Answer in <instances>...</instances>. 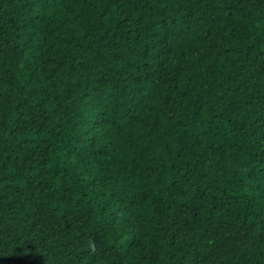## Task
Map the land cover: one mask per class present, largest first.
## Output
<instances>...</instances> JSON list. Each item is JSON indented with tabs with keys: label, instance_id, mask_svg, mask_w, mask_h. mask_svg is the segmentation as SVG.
Wrapping results in <instances>:
<instances>
[{
	"label": "trees",
	"instance_id": "16d2710c",
	"mask_svg": "<svg viewBox=\"0 0 264 264\" xmlns=\"http://www.w3.org/2000/svg\"><path fill=\"white\" fill-rule=\"evenodd\" d=\"M0 264H264V0H0Z\"/></svg>",
	"mask_w": 264,
	"mask_h": 264
},
{
	"label": "rangeland",
	"instance_id": "374dc122",
	"mask_svg": "<svg viewBox=\"0 0 264 264\" xmlns=\"http://www.w3.org/2000/svg\"><path fill=\"white\" fill-rule=\"evenodd\" d=\"M229 237V243L231 246L239 245L242 241V235L239 233H230L228 235Z\"/></svg>",
	"mask_w": 264,
	"mask_h": 264
}]
</instances>
